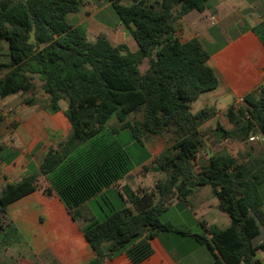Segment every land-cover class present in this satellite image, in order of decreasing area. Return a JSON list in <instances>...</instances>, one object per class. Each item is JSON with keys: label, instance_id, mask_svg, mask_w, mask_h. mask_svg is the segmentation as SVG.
Returning <instances> with one entry per match:
<instances>
[{"label": "trees", "instance_id": "obj_1", "mask_svg": "<svg viewBox=\"0 0 264 264\" xmlns=\"http://www.w3.org/2000/svg\"><path fill=\"white\" fill-rule=\"evenodd\" d=\"M131 29L138 50L114 45L106 35L90 38L75 27L68 14L81 10L80 0H0V42L9 44L10 62L0 64V98L32 93L36 77L51 113L65 112L71 132L45 156L40 169L0 192V220L9 207L39 189L45 176L46 195L56 194L75 220L88 222L83 207L103 195L132 172L130 158L118 144L98 140L113 116L119 130H130L142 142L149 136L170 137L155 159L154 169L166 179L152 192L125 188L131 209H114L103 221H93L83 232L96 257L88 264H105L124 250L133 264L154 252L152 241L161 233L194 238L205 246L214 264H264V156L226 149L201 157L207 148L201 128L217 111L197 113L191 104L219 87L210 66V53L198 38L182 42L178 22L194 10L215 7L216 0H104ZM264 45V22L253 28ZM245 103L227 110L233 128L216 129L217 139L246 143L264 133V85L247 94ZM25 103L36 104L34 97ZM141 114L142 120L130 117ZM146 169V168H145ZM210 186L231 219L222 229L201 222L202 233L181 230L161 221L175 199L188 202L199 189Z\"/></svg>", "mask_w": 264, "mask_h": 264}, {"label": "crops", "instance_id": "obj_2", "mask_svg": "<svg viewBox=\"0 0 264 264\" xmlns=\"http://www.w3.org/2000/svg\"><path fill=\"white\" fill-rule=\"evenodd\" d=\"M80 1L81 10L68 14V21L75 27L86 28L90 38L104 34L110 40L111 37L106 34L109 30L106 18H110L108 11L111 4L104 0ZM257 4V0H216L214 8L203 12L194 10L177 24V35L182 42L200 39L210 53L209 64L220 81L216 90L200 97L212 103L209 107L217 111L201 131L205 139L211 134L214 140L222 142L221 150L226 149L236 158L248 153L255 157L264 156V149L250 150L244 142L216 137L219 125L227 130L233 128L226 115L227 110L237 100L260 90L264 85V45L253 31L254 27L264 22V10L256 13L253 8ZM111 33L112 38L121 34L118 30ZM0 44L4 45V51H9L8 42L2 41ZM28 95L20 93L0 98V192L7 184L18 183L37 172L46 154L51 149H57L71 132V124L65 114L68 107L63 108L60 102V111L51 113L46 109L45 101L42 102V97H37L35 105H27L25 101ZM139 171L141 169L131 172L103 192V197L117 191L125 203V209L137 213L127 201L125 188L138 193L136 186L139 188L148 178L138 177ZM38 183L37 191L13 203L0 220V264H88L96 254L85 237L83 227L90 222L100 221L91 207L97 198L82 209L88 222L77 221L56 194L44 193L49 187L45 176H40ZM260 193L264 199V182L260 186ZM210 195L217 200L210 201ZM189 199H194V207L189 206L185 210L189 212L193 209L196 221L206 218L207 213L216 212L215 219L206 222L222 229L231 226L230 217L221 208L210 186L199 189ZM181 203L175 199L169 208H177ZM196 205L200 206L199 215L195 210ZM174 226L192 232L183 224ZM261 237L264 240V230ZM152 246L153 254L141 264H214L209 250L192 237L164 232L152 241ZM105 264L133 262L122 250L106 260Z\"/></svg>", "mask_w": 264, "mask_h": 264}, {"label": "rangeland", "instance_id": "obj_3", "mask_svg": "<svg viewBox=\"0 0 264 264\" xmlns=\"http://www.w3.org/2000/svg\"><path fill=\"white\" fill-rule=\"evenodd\" d=\"M259 4H257L256 7L253 9L256 13L264 10V0H257ZM252 10H249L248 12H251ZM111 15L110 18H106L107 20V35L109 36L110 40L115 44L124 43L129 46V48L136 52L138 50V45L136 41L134 40L131 29L126 27L119 16L117 15L116 11L110 7L108 11ZM107 15V13L105 14ZM69 20V18H68ZM73 23L76 22L72 19ZM118 30L121 34L118 35L116 38H112L111 31ZM222 43V42H221ZM5 47L3 44H0V62L5 63L7 61H10V58L8 56V51H4ZM36 88L32 93H29L28 98L34 97L37 99V97H42L43 101L46 102L47 99L45 97L47 96L42 88V81L39 79V77H36L35 80ZM41 93V94H40ZM210 105H213L212 103H207L205 99H199L196 102L191 104V111L193 113H197L201 111L204 108L209 107ZM63 108L68 107V103L66 101H62ZM223 108L222 106H220ZM131 121L136 120H142V115L137 114L130 117ZM120 126L119 121L117 120L116 116H113L111 120L108 122V124L105 127V130L101 136H99L97 139H103V141L107 143H115L120 145L127 153V155L130 158L131 163V169L132 172L139 171L140 176H147V180L142 182L139 185V188L136 186L138 190H147L148 192H152L156 188V184L166 179V174L164 172H158L154 169L155 167V159L156 157L163 152L168 144V141L170 140V137L167 135L163 136H149L143 140L142 142H139L136 140L130 130H124V131H118L115 133V130L118 129ZM214 137L210 134L206 136V142H207V148L204 152H202L201 157L202 158H209L212 155L216 154L221 150L223 145L222 142H217L213 139ZM251 150H261L264 149L263 144H253L247 145V148ZM234 151V150H233ZM154 152V153H153ZM155 154V156H154ZM146 168V169H145ZM133 184L135 185L134 180ZM191 198V197H190ZM207 198V197H206ZM208 199L210 201L217 200L213 196H208ZM194 199H189L188 203L186 201H182L181 205L177 208L171 207L169 208L165 213L161 216V221L164 223L171 222L173 225H181L183 224L184 227H189L192 230V233L199 234L202 233L203 229L201 227V222L206 220L215 219V215H217L216 212H210L205 215L206 218H201L200 222L196 221L195 213L193 212V209L189 210L187 212L185 209L189 208V206H193ZM91 207L93 211L95 212L96 216L100 221H103L107 215L111 214L114 209L116 210H122L125 209V203L122 201V199L119 196V193L117 191H112L108 196H100L96 200L93 201L91 204ZM196 212H198L200 206H195ZM200 217L201 214H200ZM208 222V221H207Z\"/></svg>", "mask_w": 264, "mask_h": 264}, {"label": "built area", "instance_id": "obj_4", "mask_svg": "<svg viewBox=\"0 0 264 264\" xmlns=\"http://www.w3.org/2000/svg\"><path fill=\"white\" fill-rule=\"evenodd\" d=\"M245 103L244 97L237 100L234 105L238 108ZM253 145V144H263L264 145V133L254 134L251 135L246 142V145Z\"/></svg>", "mask_w": 264, "mask_h": 264}]
</instances>
